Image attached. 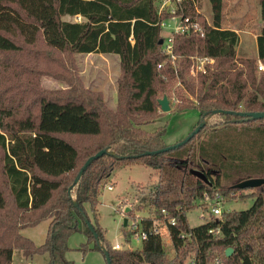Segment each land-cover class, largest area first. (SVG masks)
I'll return each mask as SVG.
<instances>
[{
	"label": "trees",
	"instance_id": "obj_1",
	"mask_svg": "<svg viewBox=\"0 0 264 264\" xmlns=\"http://www.w3.org/2000/svg\"><path fill=\"white\" fill-rule=\"evenodd\" d=\"M197 1L181 0L176 14L197 17L204 34L175 33L171 61L159 24L171 15L158 13L155 0H0V53L6 55L0 63V264H11L14 250L25 257L47 254L45 264H73L66 253L74 232L87 237L82 252L91 241L101 250L81 212L111 264H210L217 248L224 250V264H264V182L246 188L251 193L243 196L252 203L244 210L223 211L222 216L209 212L211 219L193 227L186 217L194 201L208 209L205 193L244 190L225 182L231 173L241 174L239 181L264 179V118L237 114L264 111V74L256 73L257 60L264 63V26L256 39L257 58L237 59L238 35L222 28L223 0H210L212 22L197 11ZM259 6L264 21V0ZM39 44L46 50L38 52ZM53 51L117 54L116 107L75 83L66 91L33 88L35 66ZM192 55L214 62L194 77ZM175 81L179 111L195 108L201 120L210 119L184 145L151 153L168 146L166 124L152 131L142 125L157 118L158 99L168 96ZM102 149L112 153L95 158L68 192L86 159ZM133 163L158 172L152 213L141 222L148 227L156 219L161 229L167 226L172 258L159 234H150L138 249H115L105 238L97 208L101 188L112 184L116 168ZM191 169L202 171L208 182ZM170 217L176 218L175 225H167ZM48 219L39 245L19 231ZM226 248H232L230 256Z\"/></svg>",
	"mask_w": 264,
	"mask_h": 264
},
{
	"label": "rangeland",
	"instance_id": "obj_2",
	"mask_svg": "<svg viewBox=\"0 0 264 264\" xmlns=\"http://www.w3.org/2000/svg\"><path fill=\"white\" fill-rule=\"evenodd\" d=\"M195 7L209 22H212L213 11L210 0H198ZM259 7V0H223L222 27L236 26L241 28V32L237 34L239 40L235 48V58L237 59L257 58L254 38L264 26V21L259 16ZM64 19L76 20L75 17L70 16H65ZM166 23L167 25L161 31L164 39L171 34L175 20L168 19ZM36 48L38 52H41L42 49L46 50L41 44ZM5 56V54L0 53V63ZM48 57V59L35 66L36 75L31 74L30 83L33 88L41 91H66L75 83V85L82 86L84 89L101 93L108 107H116V103L112 104V99L115 91L117 96L118 80L121 76L120 61L117 54L66 53L62 55L53 51L49 53ZM191 72L190 66V74L192 75L193 72ZM256 73L259 75L261 72L257 70ZM262 73L264 74V72ZM194 74L197 75L198 73L195 72ZM59 75H62V78L58 77ZM196 75L192 76L196 77ZM178 89V82L175 81L167 96L170 110L164 112L158 106L157 118L155 116L152 123L142 125L146 130L152 131L156 127L166 124L164 140L168 145H173L183 139L201 121L195 108L179 111L181 103L175 94ZM194 102L192 101V103ZM209 119L210 117H207L206 121ZM241 176L239 173H231L229 180L225 182L234 185L240 180ZM157 182V170L141 163L120 166L112 172L109 183H112L113 188L108 190L106 185L101 188L97 206L99 223L105 231V238L112 246L118 242L125 247H129V249L141 247L142 243L138 242L134 236L125 237L124 230L128 232L132 220L136 221L142 216L152 213L150 202L153 199ZM251 190H231L224 194L223 211L248 208L252 203V199L250 196H243V194L250 195ZM194 202L193 209L186 211L188 223L192 227L212 218L209 215L210 208L206 210L199 204L200 201ZM124 218H127L126 225H124ZM49 221V219L41 220L36 225L22 228L19 231L23 236L30 238L36 245H39L44 242ZM86 241V235L81 232L71 234L68 238L69 249L66 257L73 264H107L103 252L93 248V241L89 243V249L85 253L80 250L81 244ZM165 249L167 256L172 258L174 256L172 246H165ZM212 252L210 264H224V250L217 248ZM47 261V254H35L32 257H25L20 250H14L11 264H45Z\"/></svg>",
	"mask_w": 264,
	"mask_h": 264
},
{
	"label": "built area",
	"instance_id": "obj_3",
	"mask_svg": "<svg viewBox=\"0 0 264 264\" xmlns=\"http://www.w3.org/2000/svg\"><path fill=\"white\" fill-rule=\"evenodd\" d=\"M157 12L161 13L162 11H165L166 13H169L171 16L168 19L175 20V25L173 27V30L169 36L164 40V52L169 56L171 61H174L175 55L172 53V39L173 35L175 33H195L196 35L203 36V26L201 25L199 19L197 17H189V16H179L176 14V9L181 3V0H155ZM76 20H80L81 17H76ZM168 19H163L160 21L161 28L165 27L167 25L166 21ZM207 20V19H206ZM207 22H209L207 20ZM191 60V72L192 75L196 73H205L206 72V64H212L214 62V59L212 57L208 56H199V55H192L190 56ZM257 70L264 72V63L261 60H257ZM161 65H159L160 67ZM108 190H112L113 185L108 184L106 185ZM204 200L207 202L208 208H210V212L214 216H220L223 213V196L216 192L214 195H209L208 193L204 194ZM162 214L167 216V211L164 209L161 210ZM149 216V215H148ZM145 217V216H142ZM153 218V217H152ZM158 220L153 219L151 225L148 227L145 225V223L141 222V218L137 219L136 221L132 220L129 224L128 230L131 232V236H134L135 239L138 242L145 241L150 234H159L162 238V242L165 244V246H172V238L170 235V232L167 229V226L161 229L158 225ZM176 224V218L170 217L167 218V225H175ZM213 231L214 233H218V229H211L210 232ZM183 237V235H181ZM115 249H123V248H129L125 247L121 243H115L113 245ZM218 262V260H217Z\"/></svg>",
	"mask_w": 264,
	"mask_h": 264
},
{
	"label": "water",
	"instance_id": "obj_4",
	"mask_svg": "<svg viewBox=\"0 0 264 264\" xmlns=\"http://www.w3.org/2000/svg\"><path fill=\"white\" fill-rule=\"evenodd\" d=\"M159 43H163V39L159 40ZM158 104L160 106V109L162 111H169L170 110V105H169V100L167 98L166 95H164L162 98L158 99ZM222 110H214L213 114L216 113H222ZM239 115H245L247 117H251L253 119H260V118H264V111H251V112H239L237 113ZM206 120H201V122L190 132L188 133L183 139H181L180 141H178L177 143L173 144V145H168L164 148L152 151L151 153H160V152H164L170 149H174L176 147L182 146L184 145L188 140H190L198 131L199 129L205 124ZM104 153H112L111 151H109L108 149H102L100 151H98L97 153H95L94 155H91L90 157H88L86 159V161L84 162V164L82 165V167L80 168V170L78 171L75 179H74V183L70 185L68 192L71 191V188L73 187V185L75 183H77V181L79 180V178L81 177V175L83 174L84 170L86 169V167L97 157L103 155ZM190 173L193 174L194 176L198 177L199 179H201L204 182H208V179L206 177V175L197 169H191ZM264 182L263 178H257V177H252V178H246L244 180H241L237 183H235L233 185L234 188H238V189H246V188H255L259 185H261ZM74 204L77 205L76 201H74ZM128 209V208H127ZM82 216L85 218V222L89 228V230L91 231V233L93 234L95 241L98 245V247L101 249V251L103 252L106 262L107 264H111L110 261V257H109V253L108 251L102 246V243L99 241V237L97 232L95 231L92 223L86 218L85 214L83 212ZM127 224V218H124V225ZM232 253V248H226L225 250V255L226 256H230Z\"/></svg>",
	"mask_w": 264,
	"mask_h": 264
},
{
	"label": "crops",
	"instance_id": "obj_5",
	"mask_svg": "<svg viewBox=\"0 0 264 264\" xmlns=\"http://www.w3.org/2000/svg\"><path fill=\"white\" fill-rule=\"evenodd\" d=\"M259 16H260V18H261V15H260V7H259ZM69 17V16H68ZM66 20V19H65ZM223 25V24H222ZM223 28V27H222ZM225 29H230V30H233V31H235L237 34H239V32H241V28H239V27H236V26H228V27H224ZM258 35H259V33L258 34H256V36H255V43H256V49H257V42H256V39H257V37H258ZM90 54V53H89ZM114 103H116V91H115V93H114V98L112 99V104H114Z\"/></svg>",
	"mask_w": 264,
	"mask_h": 264
},
{
	"label": "flooded vegetation",
	"instance_id": "obj_6",
	"mask_svg": "<svg viewBox=\"0 0 264 264\" xmlns=\"http://www.w3.org/2000/svg\"><path fill=\"white\" fill-rule=\"evenodd\" d=\"M239 182V181H238Z\"/></svg>",
	"mask_w": 264,
	"mask_h": 264
}]
</instances>
